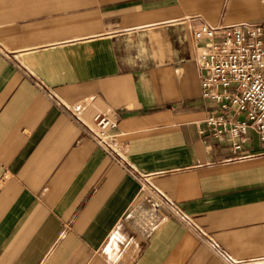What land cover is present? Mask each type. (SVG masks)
<instances>
[{
    "label": "crops",
    "instance_id": "obj_1",
    "mask_svg": "<svg viewBox=\"0 0 264 264\" xmlns=\"http://www.w3.org/2000/svg\"><path fill=\"white\" fill-rule=\"evenodd\" d=\"M263 19L264 0H0V264H264V138L205 125L191 35ZM104 109L117 153L82 124ZM128 165L185 217L131 220Z\"/></svg>",
    "mask_w": 264,
    "mask_h": 264
},
{
    "label": "built area",
    "instance_id": "obj_2",
    "mask_svg": "<svg viewBox=\"0 0 264 264\" xmlns=\"http://www.w3.org/2000/svg\"><path fill=\"white\" fill-rule=\"evenodd\" d=\"M202 69L201 96L211 99L216 111L203 121L215 136L228 131L240 136L248 129L264 138V19L238 23L200 22L191 33ZM39 85V84H38ZM242 114L241 119L233 115ZM118 116L104 109L93 114L92 123L82 124L94 143L104 151L117 153L114 145ZM240 143H234L238 148ZM128 171L139 181V193L127 216L137 224L153 228L164 217L163 209L181 210L156 189L132 165Z\"/></svg>",
    "mask_w": 264,
    "mask_h": 264
}]
</instances>
